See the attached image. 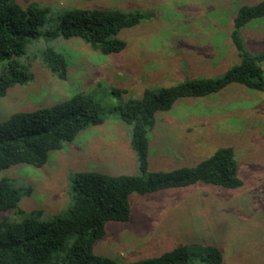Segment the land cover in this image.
Here are the masks:
<instances>
[{
    "label": "rangeland",
    "instance_id": "obj_1",
    "mask_svg": "<svg viewBox=\"0 0 264 264\" xmlns=\"http://www.w3.org/2000/svg\"><path fill=\"white\" fill-rule=\"evenodd\" d=\"M259 1L18 0L23 7L34 2L50 8L43 31L57 27L69 7L153 10L155 15L122 30L126 47L108 55L80 38L30 40L22 59L31 66V81L12 85L0 95V122L16 111L51 105L79 90L93 91L109 108L119 103L111 88L125 89L126 100L140 97L146 87L221 75L237 60L230 32L238 7ZM258 28H264V17L243 28L254 52L264 47V35H253ZM47 45L69 60L65 80L38 56ZM149 141L150 171L193 165L219 147L233 146L243 184L223 188L197 183L133 193L129 220L108 221L105 235L95 242L96 253L128 264L185 243L217 246L223 254L221 264H264V92L234 85L208 97L180 99L171 110L157 114ZM88 170L139 173L130 126L118 114L109 113L104 123L52 150L42 166L21 162L1 169L0 180L19 190L21 198L18 208L0 209V222L5 216L49 221L69 215L72 178Z\"/></svg>",
    "mask_w": 264,
    "mask_h": 264
},
{
    "label": "trees",
    "instance_id": "obj_2",
    "mask_svg": "<svg viewBox=\"0 0 264 264\" xmlns=\"http://www.w3.org/2000/svg\"><path fill=\"white\" fill-rule=\"evenodd\" d=\"M50 8L38 3L23 7L18 0H0V95L17 83L31 81L30 64L22 57L30 40L42 36L80 38L101 54L122 51L126 41L122 30L155 15L153 10L126 11L107 7H69L62 11L59 25L43 31ZM264 17V0L241 4L230 32L237 60L221 75H198L181 82L146 87L140 97L123 99L125 89L111 88L119 103L107 108L93 91L79 90L54 104L31 111H16L0 122V170L17 163L44 165L52 150L92 125L116 113L131 129L139 173L109 174L88 170L74 174L69 215L52 220L5 216L0 222V264H120L96 253L95 242L106 233L108 221H127L131 215L130 196L197 183L238 188L243 184L233 146L219 147L193 165L149 170V132L157 114L169 111L183 98L208 97L234 85L264 92V47L248 48L243 28ZM42 63L58 78L68 76L70 62L65 54L47 45L38 54ZM21 193L6 179L0 180V209L18 208ZM197 250V251H196ZM221 264L222 251L215 245L180 243L160 255L128 264Z\"/></svg>",
    "mask_w": 264,
    "mask_h": 264
},
{
    "label": "crops",
    "instance_id": "obj_3",
    "mask_svg": "<svg viewBox=\"0 0 264 264\" xmlns=\"http://www.w3.org/2000/svg\"><path fill=\"white\" fill-rule=\"evenodd\" d=\"M253 35L254 36H262V35H264V28L263 29H259L257 32L254 31ZM263 42H264V39H263Z\"/></svg>",
    "mask_w": 264,
    "mask_h": 264
}]
</instances>
